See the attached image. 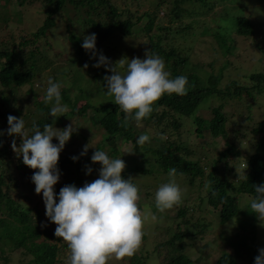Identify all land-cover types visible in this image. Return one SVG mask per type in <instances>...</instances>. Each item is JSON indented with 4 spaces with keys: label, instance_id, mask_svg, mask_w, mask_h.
I'll list each match as a JSON object with an SVG mask.
<instances>
[{
    "label": "trees",
    "instance_id": "trees-1",
    "mask_svg": "<svg viewBox=\"0 0 264 264\" xmlns=\"http://www.w3.org/2000/svg\"><path fill=\"white\" fill-rule=\"evenodd\" d=\"M226 1L153 0L151 1V10L145 11L142 15H137L128 8V14L123 19L125 10L120 11L117 0H17V4L21 8L14 15H18L17 18L21 20V31H24L25 35L22 36V41L18 45L14 40V31L10 28L11 40L7 39L5 42H0V89L2 91L11 89L13 92L24 86H32L31 92L34 91L33 86L40 78L39 76L44 68H46L45 64L49 61L47 59L48 49L54 47L51 33L54 28L58 30L59 20L56 19L57 14L61 15L60 18L65 19L67 22L68 38L75 48V58L79 56L82 61L83 58L85 60L88 54L81 47L86 35L95 33L97 37L96 47L99 48L98 45L101 40L106 37L109 38L113 34L120 33L125 36L139 37L142 32H146L147 42L142 40V59L145 58L146 50H152L161 56L165 61L166 70L170 71L172 77L184 75L188 78L187 94L184 96L175 94L162 96L156 102L155 110L147 119L142 120L139 125L135 121H130L127 126H124L123 112L114 103V98L108 95L104 88V77L111 74L105 68H102L95 72L93 76L95 83L98 84L97 88L89 92L81 89L87 98L89 94L91 97L92 94L100 92V101L94 103L88 99L78 109L74 107L70 112L63 113V115H88L90 113V118L96 120L105 130L102 137L103 143H106V140H112V148L108 155L114 154L115 158H120L118 155L122 142H135L137 135L142 134L148 127L159 128L160 135L155 137V140H150V143L142 145L144 149L142 159L146 160L147 153L151 152L155 156L157 165H153L149 169L141 166V164L132 165L122 173L124 178H129L127 172H130L131 175L135 172L167 174V178H169L170 169L175 168L177 170L176 177L181 178V184L187 188L195 186L196 181L200 180L199 185L207 188V194L206 196L199 195L198 207L200 208L204 201H207V205L212 208L211 213L216 215V223L219 228L239 213L245 216L240 219L243 233L239 235L237 240H233L228 234H223L225 233L223 230L218 232V227L215 225V232H218L216 234L228 244V247L224 248L220 243H215L216 241L207 244L212 246V243H215L214 246L219 248L216 251V260L213 264H242L241 262L254 264L260 248L257 245L258 248L252 251L250 243H253L256 239L258 219L256 214L251 212L249 204L255 198V187L264 184V119L252 129V132L256 135L259 134L255 149L242 156V141L240 140L245 136L247 137V135L245 133L242 137L240 132L242 128H245L242 127V124H239V128H230V119L235 113H227L224 107L230 100L243 98L246 93L255 98L257 93L264 91V72L260 71L249 75L252 85H248V83L242 85L233 80L222 86V69L224 65L218 72H214L216 61L213 64L210 63V67L213 65L211 74L207 78H203L197 72L198 70L194 71L188 67L192 55L181 46V42L189 44L190 41L196 40L200 36H211L213 34L225 47L226 52L231 53L230 50L234 43L236 45L239 36L259 37L262 35L259 33L261 31L258 30L254 19L240 11L236 12L234 8L227 9L224 6L218 15L212 17L215 18V21L208 18L207 15L216 10L218 4H224ZM126 3L128 4L127 1ZM68 4L73 5V8H69ZM1 8L4 9L5 13L10 11L9 8H5V5ZM162 10L163 15L160 14ZM204 15L207 16V20L200 19ZM11 23V21L5 24L0 22V27L9 26ZM140 23H143V26ZM229 23H233L232 26ZM60 31H63L62 27H60ZM81 33H84V36L80 35ZM38 41H41L44 46L37 45L33 49L25 50V47ZM45 43L48 45H45ZM57 52L59 53L60 49H55V53ZM225 63L228 64V62ZM78 67L82 68L81 64ZM58 78L56 74L52 79L53 82L59 83ZM61 94L62 103L73 106V99L69 91L62 89ZM212 98H217L221 103L205 107V104ZM10 103V97L5 96L3 93L0 97V132L4 133L0 135V163L4 160V156L9 153V146L6 142L9 135L4 129L7 126L6 120L10 115L9 112L5 111V106ZM37 106L40 111L42 110V113L40 118L30 125L28 130L30 134L34 124L43 129L44 124L54 126L56 120L63 117L59 113L55 118L50 116L52 105L46 104L45 101L38 102ZM250 107L248 105V110L251 109ZM210 115L212 116L210 117ZM251 118L252 115L249 114L246 117L242 116L241 119L249 120ZM2 119L4 122L1 121ZM189 121H193V124L190 131L184 130L188 134L187 139H175L173 136L178 132L181 136V130ZM140 125H142V129L139 128ZM194 125L197 136L209 131L214 138L225 140L216 156L209 154L210 159L208 158L209 155L203 152L204 157L206 156L203 157L204 159L191 157L194 154V148L190 146L189 133L194 129ZM78 134L83 135L80 132ZM165 134H167V137H165ZM162 136L164 139H161ZM138 146L136 144V147ZM97 149H103V145L101 144ZM137 151L139 150L137 149ZM93 153L94 151L86 157L82 156L80 152L60 153L58 168L61 174L67 173V176L65 184L60 187L54 186L56 193H59V190L65 185H76L84 180L87 168H93L94 166L91 161ZM73 156L78 157L75 162L72 159ZM231 158L235 159L234 163L237 167L241 166V160H243L244 174L238 175L236 169L229 166V163L233 161ZM20 161L23 164L22 157ZM223 162H226L224 174H220V170H222L220 164ZM208 168H210V171L207 174ZM132 182L136 184L133 179ZM6 183L4 173H0V242H10L12 243L11 248L22 247L31 252L36 264H57V255L61 249L59 243L62 239L55 237V230L40 224V216H35V209L38 206L29 207L16 202L9 191L4 189ZM241 197H244L245 205H242V202L240 204ZM143 205L140 204V208ZM150 205L152 213L156 216H170L173 219L172 227L174 226L175 229L172 235L165 240H150L151 248L147 249L146 258L154 251L157 257L151 258V260L168 255L169 258L162 264H190L189 260L192 259L189 256L185 259L179 256L181 250L184 247H191L196 243V240H203L205 232L212 227V222L206 217H200L192 221V217H189V215L196 208L187 204L185 195L182 203L172 210L170 209L169 212L168 210L159 212L154 206L155 203ZM179 218L184 219L179 221ZM172 230L173 228L167 227L164 234L168 236V231L171 232ZM148 237L145 234L143 239ZM163 244L166 249L163 246V249H161ZM65 246H67V243ZM207 249L212 248H206L205 250L200 248L196 253L197 255L204 254L206 256L208 255L205 254ZM1 250L4 251V248ZM220 250L223 252L220 253ZM138 254L132 256V260H135L137 256H140L141 259L144 258L143 251H139ZM115 262L119 263L118 261ZM108 264L115 263L109 261Z\"/></svg>",
    "mask_w": 264,
    "mask_h": 264
},
{
    "label": "rangeland",
    "instance_id": "rangeland-1",
    "mask_svg": "<svg viewBox=\"0 0 264 264\" xmlns=\"http://www.w3.org/2000/svg\"><path fill=\"white\" fill-rule=\"evenodd\" d=\"M128 2V4L126 3ZM117 0V3L121 10H125V16L128 14V8L137 15H142L145 11L151 10V1L153 0ZM126 3V5H125ZM140 3V5H138ZM264 1L263 0H227L224 4H218L217 9L211 11L207 16L212 21H215L214 15H218L220 10L224 8L227 9L234 8L235 11H240L244 15L254 19L257 23L258 30L261 31L262 35L259 37L255 36H239L236 41V45L234 43L233 47L231 48V53L228 51L226 52L225 47L222 43L219 42L217 37L213 34L211 36H200L196 40L190 41L189 44L181 42V46L183 49L192 55L188 62V67L192 70L200 73L203 78H207L211 74V68L209 65L213 64L214 61V72H218L220 68L224 65L222 69V86L231 82L237 81L238 83L244 85L248 83L251 84V80L249 79V75L255 72H264ZM5 5V8H9L10 11L8 13L1 8ZM36 6V5H35ZM69 8H73V5H69ZM127 7V8H126ZM21 7L18 6L17 0H0V22L7 23L11 21L12 23L9 26H1L0 27V42H5L7 39L11 40V31H14V40L19 45L22 41V36L25 35L22 29V23L16 15H14L17 10ZM87 9L86 7H84ZM243 9V10H240ZM163 15V10L160 12ZM207 16H202V20L206 19ZM61 15L57 14L56 19L59 20L58 23V30L55 28L52 30L51 38L54 41V47L48 49V57L49 60L45 65L46 68L40 74V78L35 82L33 86V92H31L32 86H24L22 88L16 89L12 92L11 89L1 90L0 89V97L4 93L5 96L10 97L11 103L5 106V111L9 112L10 115L15 116L17 118H22L25 121L26 130H29V127L34 121H37L42 113V110L38 109L37 103L44 101V96L46 94V89L49 86L48 81L49 79H53V77L57 74L58 81L62 85L61 90L69 91L72 99H73V106L66 105L68 108V112L71 111L72 108L78 109L81 107L88 99L92 102L97 103L100 101L99 96H101L100 92L97 94H92L90 97L87 98L81 91V89L89 92L90 90L97 88L98 84L95 83L94 74L98 70L104 68L103 66L100 68H95L92 65L96 63L95 59H90V55L87 54L85 60L78 56L75 58V48L73 47V43L69 41L68 38V29H67V22L65 19L60 18ZM217 18V17H216ZM35 20V19H34ZM218 24V21H217ZM231 26L233 23H229ZM143 26V23H140ZM228 26V24H227ZM60 27L63 28V31H60ZM75 30V29H74ZM155 31V30H153ZM113 33V32H110ZM80 35L84 36V33ZM258 39V40H257ZM142 40L147 42L146 32H142L139 37L136 36H125L124 34H113L111 37H106L101 40V43L98 45L99 48L97 50L102 52L109 60L112 62V65L117 63V66L120 64V60L124 58L126 61L127 59H132L135 57H141L142 53ZM37 45H43L41 41L31 43L25 50L28 51L30 49L35 48ZM45 45H48L45 43ZM44 46V45H43ZM191 47V48H190ZM55 49H60V52L57 54L55 53ZM69 50V51H68ZM74 54V58H73ZM55 58V60H54ZM98 59V57H97ZM225 62H228L225 63ZM43 63V61H42ZM211 63V64H210ZM81 64L82 68H79L78 65ZM83 64V65H82ZM87 64L88 67L85 68L84 65ZM205 65V66H201ZM205 67V68H202ZM122 71V70H121ZM112 74L111 72H108ZM76 77L78 78L76 80ZM206 82V80H205ZM95 95V96H94ZM256 97H250L247 93L244 94L243 98L230 100L229 102H225V111L229 114L234 112L235 114L232 115L230 119V128H239V124H242V128L240 135L243 137L246 133L247 137L241 138L242 141V156L248 154V151H253L255 149V143L258 141V135L252 132V129L258 125L264 119V91L261 93H257ZM255 99V100H254ZM221 103L217 98L210 99L206 104L205 107L214 106ZM248 105H250L251 109L248 110ZM251 114L252 118L249 120L241 119L242 116L246 117L247 115ZM63 117L56 120V123L53 127L57 129L63 130L66 126L70 125L73 121L75 127H79L77 131H75L70 140L65 144V147L62 151L63 154L67 153H74V152H82L85 145H88V151L86 155L88 156L91 152L95 151L98 146L101 144L103 145V151L109 153L111 150L112 140H106V143H103L102 137L105 134L104 128L96 121L90 118V113L88 115H63ZM212 115H210L211 117ZM209 117V115H208ZM4 122V120H1ZM7 126L4 129L7 132L9 127L8 120ZM193 121L186 122V126L180 132L175 134L173 137L175 139L181 138L182 140L187 139L186 132L184 130H189L192 128ZM264 124V123H263ZM262 124V125H263ZM142 129V125L140 127ZM195 125L194 129L189 133L191 138L190 146L194 151V154L191 155L192 158H203L205 154H212L216 156L218 154V150L222 148V145L225 143L223 138H214L209 131L204 132L203 135H196ZM82 133L80 135L78 133ZM251 132V133H250ZM142 134H147L150 136L151 140H155L154 138L160 135V129L154 126L148 127ZM140 134V135H142ZM137 135V138L140 136ZM167 137V134H165ZM15 140L17 147L22 142V138L16 136H8L6 142L9 146V153L4 156V160L0 163V173H4L5 179L7 183L4 185V189L9 191L11 197L16 201L22 203L24 206L34 207L38 206L35 211V216L39 217L40 224L42 226H47L49 229L55 230L56 225L49 221L46 217L45 212V204L43 202L42 194L38 195L35 193V184L32 182V175L36 169H31L25 164H21L20 158L21 156H17L16 152L13 151L12 143ZM53 143H58V141L53 138ZM70 143V144H69ZM147 144V143H145ZM152 145H154L152 143ZM137 149L139 151H137ZM142 151H144L143 146L139 145L136 147V143L134 141L129 142H122L119 147V157L124 160L126 164V168L124 171H127L132 165L141 164V166L145 168H151L153 165H157L155 162V156L151 153H147L146 160L142 159ZM205 154H202V153ZM208 158L211 159V156ZM111 158H115L114 154H109ZM213 156V157H214ZM206 157V156H205ZM204 157V158H205ZM203 158V159H204ZM233 161L229 163V166L234 167L238 175H242L245 173V166L243 160H241V166L237 167L236 163ZM226 162L220 164L222 170H220V174H224V165ZM101 165L99 163H94L93 171L90 175L85 174L84 180L78 184L77 187H82L85 183H91L95 179L99 178V169ZM210 168L207 169V174L209 173ZM127 177L133 178L136 184L139 186L141 192V199L139 201L140 204H144L141 209H151V205L155 203V192L157 191L158 187L168 182L169 178H167V174L161 175L156 173H139L135 172L134 174H130L127 172ZM67 173L61 174L59 182L55 186H61L65 184ZM177 183L184 189V195L187 197V204L191 207H195V211H192L189 217H192V221L197 220L200 217H206L208 220L212 222V227H210L209 231L205 232L203 240H196V243L193 244L191 247H184L181 250L179 256L187 258L188 256L193 260H189L190 264H213L216 260V251L219 250L217 246H214L215 243H220L224 248L228 247V244L221 238L219 235L216 234L223 230L225 233L228 234L233 240H237L239 235L243 233L241 229V218L245 216L241 213L237 214L235 218H233L228 223L220 226L216 223V215L211 213L212 208L207 205V201H204V204L199 208V195L206 196L207 188L204 186H200V180L196 181L195 186L186 187L182 185L181 178L175 177ZM9 185V187H7ZM58 194V193H57ZM242 196V195H241ZM238 200V199H237ZM244 197L240 198V204L245 205ZM58 202V201H57ZM155 206V205H154ZM242 207V206H240ZM173 209V208H172ZM171 209V210H172ZM170 210V211H171ZM37 211H39L37 213ZM169 212V210H168ZM40 214V215H39ZM158 221H149L145 225V234H147L149 239H143V243L139 251H143L144 258H146L147 249L151 248L150 240H165L169 236L172 235L174 232L173 219L170 216H157ZM184 218H179V221H182ZM236 220L235 226H233L232 222ZM215 225L218 227V232H215ZM257 230L256 239L253 243H250L252 247V251L259 248H264V227L260 226V222H257ZM169 227L173 230L170 232L168 231V236L164 234L166 228ZM202 239V238H201ZM211 241H216L211 245H207ZM158 242V241H157ZM10 242H0V264H36L34 261V256L31 252L26 251L24 248H11ZM66 242L59 243L61 249L57 255V264H69V257L70 251L67 246H65ZM219 244V245H220ZM166 249L164 244L161 245V249ZM4 248V251L1 249ZM202 248L205 250L207 249L204 254L197 255L196 251ZM139 251L136 253L139 255ZM246 252V250H244ZM223 252L220 250V253ZM166 253V251H165ZM142 256V254H141ZM204 256V259L202 258ZM156 252H151L149 257L144 259L137 256L135 260L131 258H124L123 260H110V262L115 264H162L165 260L169 257L162 256L159 259L151 260V258H156ZM248 261L250 259L245 256ZM245 264L244 262H241Z\"/></svg>",
    "mask_w": 264,
    "mask_h": 264
},
{
    "label": "clouds",
    "instance_id": "clouds-1",
    "mask_svg": "<svg viewBox=\"0 0 264 264\" xmlns=\"http://www.w3.org/2000/svg\"><path fill=\"white\" fill-rule=\"evenodd\" d=\"M96 40L95 33L86 35L81 47L90 59L96 60L93 67L103 66L112 73L104 77V88L123 112L124 126L130 121L139 125L147 119L162 96L187 94L188 78L184 75L172 77L166 70L164 59L152 50H146L144 59L135 57L125 61L123 58L117 66L97 50ZM48 85L44 101L52 105L50 116L55 118L58 113H66L68 108L62 103V85L51 78ZM7 120V134L22 138L19 147L13 140V151L18 157L22 155L23 164L38 170L31 178L35 193L42 194L45 215L56 225L55 237L67 243L69 264H108L110 260L119 261L134 256L143 243L145 225L156 221L157 216L151 209L140 208L141 190L132 182L133 178L126 179L122 175L126 168L124 160L111 158L105 151L96 149L91 161L101 165L99 178L82 187L65 185L57 194L54 186L61 177L58 168L60 153L79 127H75L73 121L63 130L51 124H44L41 129L34 124L30 134L24 119L9 115ZM3 134L0 132V135ZM53 138L58 143H53ZM150 140L149 135L142 134L135 143L142 146ZM88 148L85 145L82 156L87 154ZM72 159L75 162L78 157L73 156ZM92 171L88 167L86 174L90 175ZM176 174L175 168L170 169L168 182L161 184L155 192V207L159 212L182 203L184 189L177 183ZM255 193L249 207L256 214L260 226L264 227V184L256 186ZM235 223L236 220H233V226ZM258 252L254 264H264V248L258 249Z\"/></svg>",
    "mask_w": 264,
    "mask_h": 264
}]
</instances>
